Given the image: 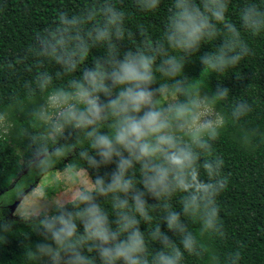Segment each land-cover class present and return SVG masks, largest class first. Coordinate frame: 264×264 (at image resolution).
Listing matches in <instances>:
<instances>
[{"label": "clouds", "instance_id": "clouds-1", "mask_svg": "<svg viewBox=\"0 0 264 264\" xmlns=\"http://www.w3.org/2000/svg\"><path fill=\"white\" fill-rule=\"evenodd\" d=\"M162 3L132 0V7L153 13ZM230 4L168 0L157 39L143 23L129 26L123 0H90L75 12L58 10L0 64L7 77L19 75L18 65L33 73L26 96L11 94L0 109V133L15 130L27 141L18 173L43 175L76 156L88 178H69L74 195H34L11 213L0 207V243L20 221L40 238L25 247L29 264H187L188 257L241 264L243 243L216 247L227 237L218 198L228 182L214 145L254 105L234 100L225 113L229 88L204 89L210 76L224 77L254 55L245 37L264 35V0H242L235 22ZM204 45L199 75L190 76L186 66ZM205 71L206 82L197 83ZM12 113L28 123L10 124ZM257 138L264 130L241 126L242 146ZM27 191L18 190V203Z\"/></svg>", "mask_w": 264, "mask_h": 264}, {"label": "trees", "instance_id": "trees-1", "mask_svg": "<svg viewBox=\"0 0 264 264\" xmlns=\"http://www.w3.org/2000/svg\"><path fill=\"white\" fill-rule=\"evenodd\" d=\"M87 2L90 0H0V64L22 52L31 43L33 33L49 25L58 10L75 12ZM241 4L242 0H231L228 16L234 22L238 20ZM167 5L168 0H163L156 12L139 13L132 7V0H123V7L129 12V26L143 23L149 26L153 37L157 39L162 31ZM245 38L254 55L245 58L240 67L232 69V72L224 77L210 76L207 88L204 89L211 94L218 84L229 88L231 97L222 109L225 113L230 111L234 100L248 99L254 105V111L240 124L229 121L219 141L214 145L215 154L224 159L223 176L228 182L227 189L218 198L227 237L217 241L216 247L221 252H227L243 243L245 247L242 249L241 264H264V139L257 138L254 144L248 147L242 146L239 139L242 125L264 130V35ZM208 50L210 46L204 45L201 52L193 57L186 66L188 75H199L202 66L198 62V56ZM93 53L100 54L96 49ZM90 66L89 59L85 67ZM17 67L19 75L14 77H7L0 72V109L7 107V98L11 94L26 96L23 85L26 80L32 79L33 73L24 71L25 65ZM49 71L55 72V69L49 68ZM240 73L242 78L237 79L235 74ZM207 76L205 71L197 83H205ZM69 79L70 77L65 76L54 83L59 86ZM9 123L19 128L28 121L12 113ZM26 144L27 141H21L15 130L10 135L0 133V207L8 212L10 205L16 201L17 189H33L42 177L34 170L18 173V162ZM65 169L84 171V162L73 156L52 170ZM14 229L15 231L7 236L6 242L0 243V264H29L23 255L25 247L28 244L34 245L40 238L29 232L32 228L20 221H17ZM28 232L29 236L25 238ZM187 264H205V261L188 257Z\"/></svg>", "mask_w": 264, "mask_h": 264}, {"label": "rangeland", "instance_id": "rangeland-1", "mask_svg": "<svg viewBox=\"0 0 264 264\" xmlns=\"http://www.w3.org/2000/svg\"><path fill=\"white\" fill-rule=\"evenodd\" d=\"M83 178L87 181V175L83 170L73 171L70 169H65L63 171H54L45 173L42 177L37 181V185L32 189H29L25 194V199L23 202L18 203V206L14 209L13 212L18 210L24 204L32 203L34 201L31 200L32 196H39L45 193L56 196L61 193L68 194L72 193L74 195L73 185L69 183V178ZM17 190H21L17 189ZM7 202V201H6ZM8 204V203H7ZM9 205V204H8Z\"/></svg>", "mask_w": 264, "mask_h": 264}, {"label": "water", "instance_id": "water-1", "mask_svg": "<svg viewBox=\"0 0 264 264\" xmlns=\"http://www.w3.org/2000/svg\"><path fill=\"white\" fill-rule=\"evenodd\" d=\"M29 189H31V187H30ZM29 189H28V190H29ZM17 204H18V201H15L12 205H10V207H9V209H10V213L14 211V209H15L16 206H17Z\"/></svg>", "mask_w": 264, "mask_h": 264}]
</instances>
